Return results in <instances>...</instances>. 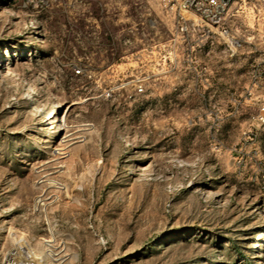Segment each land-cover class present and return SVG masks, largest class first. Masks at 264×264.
<instances>
[{
	"label": "rangeland",
	"instance_id": "obj_1",
	"mask_svg": "<svg viewBox=\"0 0 264 264\" xmlns=\"http://www.w3.org/2000/svg\"><path fill=\"white\" fill-rule=\"evenodd\" d=\"M176 26L0 0V264H264V0Z\"/></svg>",
	"mask_w": 264,
	"mask_h": 264
},
{
	"label": "built area",
	"instance_id": "obj_2",
	"mask_svg": "<svg viewBox=\"0 0 264 264\" xmlns=\"http://www.w3.org/2000/svg\"><path fill=\"white\" fill-rule=\"evenodd\" d=\"M18 1L23 9L39 10L45 8L53 0H13ZM177 11L176 34H183L192 30H206L217 34L218 44L226 43L227 29L224 26V18L231 6L238 0H169ZM221 42V43H220ZM232 45H238V41H232ZM213 45V41H211ZM81 70H75L79 75ZM138 92H142V85H138ZM261 121L264 123V105L261 108Z\"/></svg>",
	"mask_w": 264,
	"mask_h": 264
},
{
	"label": "bare ground",
	"instance_id": "obj_3",
	"mask_svg": "<svg viewBox=\"0 0 264 264\" xmlns=\"http://www.w3.org/2000/svg\"><path fill=\"white\" fill-rule=\"evenodd\" d=\"M54 114V118H56L57 113L55 112V109L51 111ZM53 122V121H52Z\"/></svg>",
	"mask_w": 264,
	"mask_h": 264
}]
</instances>
